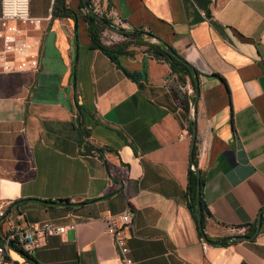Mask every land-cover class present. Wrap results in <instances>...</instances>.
<instances>
[{
    "label": "crops",
    "instance_id": "obj_1",
    "mask_svg": "<svg viewBox=\"0 0 264 264\" xmlns=\"http://www.w3.org/2000/svg\"><path fill=\"white\" fill-rule=\"evenodd\" d=\"M107 4L123 28L93 20L125 36L98 41L112 59L90 44L84 0H28L37 21L20 38L36 67L0 72V230L66 226L29 254L11 247L14 263L121 264L106 227L128 209L131 264H264V0ZM164 47L186 72L151 54ZM192 165L201 234L185 195ZM258 211L257 232L232 241L227 228L250 235Z\"/></svg>",
    "mask_w": 264,
    "mask_h": 264
},
{
    "label": "built area",
    "instance_id": "obj_2",
    "mask_svg": "<svg viewBox=\"0 0 264 264\" xmlns=\"http://www.w3.org/2000/svg\"><path fill=\"white\" fill-rule=\"evenodd\" d=\"M86 7L91 13L106 21L109 27L123 28L122 21L116 15L113 7L107 4V0H87ZM35 21H37L36 18L28 15V0H0V72L20 71L36 67L35 54L29 52L30 42L20 38L21 26L32 24ZM96 34L102 45H110L125 39L124 35L103 26L98 28ZM172 85L178 92H183L185 87L174 80ZM184 135L181 132L177 136L183 137ZM2 216L3 209L0 205V221ZM130 217V211L125 209L117 215L115 222L110 220L106 227V232L111 235L121 258V264H131V260L127 256L126 237L122 232V229L129 224ZM65 227L49 221H32L22 226L0 230V264H15L9 254L11 247L29 254L34 249L37 239L47 234H59ZM67 228H71V225H67ZM227 230L230 237L243 235L246 232L244 226H230ZM199 246L201 250H204L207 244L204 240L199 239Z\"/></svg>",
    "mask_w": 264,
    "mask_h": 264
},
{
    "label": "trees",
    "instance_id": "obj_3",
    "mask_svg": "<svg viewBox=\"0 0 264 264\" xmlns=\"http://www.w3.org/2000/svg\"><path fill=\"white\" fill-rule=\"evenodd\" d=\"M85 1V5L87 3V0ZM63 13V11L61 12ZM85 19L87 22V32H88V37L90 40V44L93 47L99 48L103 53H105L109 58L112 59V55L110 54V51L105 48L104 46L100 45L98 40H97V34H96V30H97V23H95V21L93 20V17H91L90 13H88V15H85ZM151 54L155 57H161L164 60L167 61L169 69L174 72L175 74H179V72H186L187 66L184 63H180L178 61H176L175 59H173L172 57L168 56L163 49H154L151 48ZM199 187L201 184V179L199 178ZM193 182H194V176L192 171H188L187 173V182L185 185V195L187 197V207L189 208L190 212L193 215ZM199 207H200V228H199V233L201 234V228H202V215H203V204L200 200L199 197ZM251 228L247 229V231L244 234H248L250 233ZM225 239H220V242H223Z\"/></svg>",
    "mask_w": 264,
    "mask_h": 264
},
{
    "label": "water",
    "instance_id": "obj_4",
    "mask_svg": "<svg viewBox=\"0 0 264 264\" xmlns=\"http://www.w3.org/2000/svg\"><path fill=\"white\" fill-rule=\"evenodd\" d=\"M91 17H93L97 22H99L100 24H102L103 26H107L109 27V24L104 21L102 18L94 15L93 13H91L89 11ZM164 52L171 56L174 57L176 60L182 62V60L177 57L173 51H171V49L169 47H164ZM73 65H74V61H73ZM73 65H72V70H71V77L73 78ZM192 83L194 85V98H193V102L196 96V91H197V87H196V79L195 77H192ZM73 86V84H71ZM193 102H190V109L191 112L193 110ZM193 141H194V127L193 124H190L189 126V150H191L192 145H193ZM192 173L194 176V182H193V216H194V220L195 223L197 225V228H200V207H199V171L198 169L192 165ZM63 203H65V201H63ZM259 216H260V211H258L255 220H254V228L253 231L250 235L246 236V235H235L232 237H229L232 241H239V240H243V239H249L251 238L258 230V223H259Z\"/></svg>",
    "mask_w": 264,
    "mask_h": 264
}]
</instances>
